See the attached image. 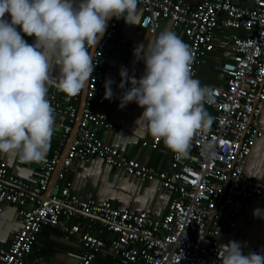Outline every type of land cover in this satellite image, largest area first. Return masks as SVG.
I'll use <instances>...</instances> for the list:
<instances>
[{"label": "built area", "instance_id": "1", "mask_svg": "<svg viewBox=\"0 0 264 264\" xmlns=\"http://www.w3.org/2000/svg\"><path fill=\"white\" fill-rule=\"evenodd\" d=\"M138 4L143 7L141 27L153 39L164 30H181L193 55V78L214 49L217 29L241 30L229 36L227 58L214 65L223 82L210 86L215 103L205 104L213 117L211 128L194 136L187 159L177 160L172 153L164 169L128 156L92 130V126L113 127L107 111L98 108L104 93L98 80L109 45L117 41L124 47L128 42L120 32L122 18L113 17L92 50L97 63L65 155L60 147L72 130L82 94L67 101L48 90L47 99L63 118L57 127L58 146L41 164L38 179L33 183L22 180L0 161V211L4 204H14L20 220L9 243L0 246V264H26L37 234L46 225L80 242L75 264H91L102 248L110 250L115 264H220V234L235 227L238 206H247L257 197L264 199V182L245 172L253 144L264 136L258 120L264 103V0H139ZM21 35L27 42L28 36ZM159 144L152 136L141 142L149 149ZM90 156L138 179L157 181L171 194L166 211L154 216L120 208L110 200L76 195L67 175L76 160ZM55 173L56 191L44 195ZM78 214L86 221L80 222ZM246 219L257 221L252 216ZM95 221H99L97 233L90 228ZM105 232L107 239L102 236ZM242 252L264 254L256 248H242Z\"/></svg>", "mask_w": 264, "mask_h": 264}, {"label": "clouds", "instance_id": "2", "mask_svg": "<svg viewBox=\"0 0 264 264\" xmlns=\"http://www.w3.org/2000/svg\"><path fill=\"white\" fill-rule=\"evenodd\" d=\"M139 0H0V154L21 163H43L55 130V114L47 99L49 86L68 99L85 90L96 66L91 49L115 17L137 24ZM7 14V16H6ZM19 26L20 30H17ZM34 36L29 44L22 37ZM143 60V75L120 71L124 89L119 107L135 102L148 133L163 142L177 160L187 159L194 136L207 132L213 117L205 104L215 92L193 78L189 46L171 30L160 32L133 50ZM54 67L59 75H51ZM126 82L130 87L125 88ZM113 81H105V99H112ZM254 217L264 218L257 208ZM217 253L220 264H264V254H243L232 240Z\"/></svg>", "mask_w": 264, "mask_h": 264}, {"label": "crops", "instance_id": "3", "mask_svg": "<svg viewBox=\"0 0 264 264\" xmlns=\"http://www.w3.org/2000/svg\"><path fill=\"white\" fill-rule=\"evenodd\" d=\"M186 1L196 3L198 0ZM142 16L143 7L138 4L137 24H126L123 18L120 23V32L127 37V44L124 47H120L116 44L117 41H113L109 45L104 59L103 74L99 78L98 83L104 88V93L100 99L104 103L103 109L107 111L113 127L109 130H104L92 126V130L99 137L128 156L155 168L164 169L168 168L172 152L165 148L163 142L160 141L156 149L141 146L143 140L151 137L145 125L137 121L144 109L134 101L129 102L123 108L119 107V97L124 91V89L118 87L121 82V68L123 67L127 70L129 77L139 79L143 75L145 65L143 60H136L133 50L138 44H146L148 41L153 40L146 30L141 27ZM175 33L185 42V36L180 29H176ZM233 33H241V30L224 27L217 29L214 49L201 63L195 77L202 85L210 87L213 84L223 82L219 73L214 69V65L227 58L230 52L229 36ZM34 39V36H28L27 43H33ZM51 75L57 77L59 68L54 67ZM106 80L113 81L111 85L114 93L112 99L104 98ZM130 86V82H126L125 88ZM48 90H53L64 100H69L54 85L49 86ZM82 102L81 99L78 109L81 108ZM206 110L210 113L209 108H206ZM54 114L56 117L55 130L46 160L52 155L53 149L58 146L57 127L59 121L63 118L60 110L54 109ZM258 120L259 127L264 132V103ZM77 126L78 121L75 120L71 132L60 147L61 155H65L75 135ZM0 161L6 163L8 170L12 174L27 182L33 183L40 176L42 163H21L13 154H0ZM245 172L250 177L264 182V136L258 138L253 144L245 163ZM67 176L71 181V190L81 198L94 197L98 201L110 200L120 208H128L131 211L144 210L154 216H160L166 211L171 197V194L160 186L157 181L147 182L125 173L119 174V170L105 164L100 158L95 156H90L82 161L76 160ZM56 183H58V180L55 173L44 195L55 192ZM257 208L264 211V199L257 197L247 206H238L239 212L236 217V225L232 230L220 234V244H227L229 241L235 240L245 250L256 248L264 251V218L254 217L253 211ZM248 216H252L257 221L255 223L249 222L246 219ZM77 218L82 223L86 221L83 214H78ZM19 223L18 207L14 204H4L0 211V246L9 243ZM90 228L94 233H97L99 221H95ZM103 234L102 236L106 239L109 237L107 232ZM80 251L81 244L76 238L67 237L58 227L46 225L37 234L34 247L27 255L25 262L26 264H75ZM115 262L116 258L110 250L102 248L97 252L91 264H115Z\"/></svg>", "mask_w": 264, "mask_h": 264}, {"label": "water", "instance_id": "4", "mask_svg": "<svg viewBox=\"0 0 264 264\" xmlns=\"http://www.w3.org/2000/svg\"><path fill=\"white\" fill-rule=\"evenodd\" d=\"M92 50L93 49H91L90 50V53H92ZM81 99H82V106H81V108L80 109H78V113H77V121H79V119H80V117H81V114H82V110H83V107H84V103H85V90L83 91V93H82V95H81ZM104 103H103V101L101 100V99H99L98 100V108L99 109H103V107H104V105H103ZM76 130H77V127H76V129H75V132H76ZM62 157H63V155H62ZM85 160V159H84ZM119 174H124V172H123V170L122 169H120L119 170ZM104 235V234H103Z\"/></svg>", "mask_w": 264, "mask_h": 264}, {"label": "bare ground", "instance_id": "5", "mask_svg": "<svg viewBox=\"0 0 264 264\" xmlns=\"http://www.w3.org/2000/svg\"><path fill=\"white\" fill-rule=\"evenodd\" d=\"M122 20V19H121ZM178 29V28H177ZM232 230V229H231ZM229 231V230H228Z\"/></svg>", "mask_w": 264, "mask_h": 264}]
</instances>
